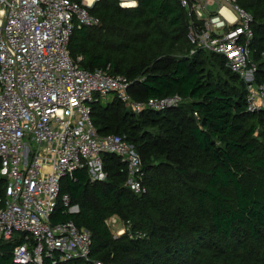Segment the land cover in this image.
Returning a JSON list of instances; mask_svg holds the SVG:
<instances>
[{
	"label": "trees",
	"instance_id": "obj_1",
	"mask_svg": "<svg viewBox=\"0 0 264 264\" xmlns=\"http://www.w3.org/2000/svg\"><path fill=\"white\" fill-rule=\"evenodd\" d=\"M238 1L253 17L251 57L264 83V0ZM90 11L100 24L76 26L69 45L81 67L126 76L136 100L178 94L183 101L140 113L116 95L92 104L99 132L125 134L140 154L147 190L126 185L125 162L114 154L103 155L104 181L87 168L65 177L62 193L79 210L59 203L52 221L87 228L92 248L88 260L42 264H264V111L247 110L246 82L225 56L190 54V16L179 0L130 8L104 0ZM114 216L126 225L120 235L107 222ZM16 242H0V264H19Z\"/></svg>",
	"mask_w": 264,
	"mask_h": 264
},
{
	"label": "built area",
	"instance_id": "obj_2",
	"mask_svg": "<svg viewBox=\"0 0 264 264\" xmlns=\"http://www.w3.org/2000/svg\"><path fill=\"white\" fill-rule=\"evenodd\" d=\"M101 1L0 0V242L17 241L15 263L89 259V230L52 217L59 203L67 212L79 210L71 195L62 193L65 177L87 168L93 180L106 179L103 155L125 162L126 185L146 192L134 145L125 134L100 133L93 121L92 104L99 96L113 93L136 113L163 111L183 101L178 94L136 100L126 76L111 73L109 66L88 70L73 59V30L100 24L90 9ZM117 1L130 8L140 0ZM179 2L190 16V54L204 49L225 56L227 66L247 84V110L263 112L264 83L257 81L258 62L251 57L252 15L238 0ZM224 7L232 19L222 13Z\"/></svg>",
	"mask_w": 264,
	"mask_h": 264
},
{
	"label": "rangeland",
	"instance_id": "obj_3",
	"mask_svg": "<svg viewBox=\"0 0 264 264\" xmlns=\"http://www.w3.org/2000/svg\"><path fill=\"white\" fill-rule=\"evenodd\" d=\"M217 8H218V5H212L209 7L210 10H214V11H216ZM206 54L210 55V58H211V61L213 63L214 68L216 67V65H219V62H220L219 58H216L211 53L204 51L203 55H206ZM260 61L263 62L264 58H262ZM113 96H114L113 93H108L106 95L99 96V98L101 100V103L106 105L112 101ZM107 222H108L110 229L112 230V232L115 235H120V234L124 233V231L126 230L125 223L121 219H119L118 217H113L112 219H109Z\"/></svg>",
	"mask_w": 264,
	"mask_h": 264
},
{
	"label": "crops",
	"instance_id": "obj_4",
	"mask_svg": "<svg viewBox=\"0 0 264 264\" xmlns=\"http://www.w3.org/2000/svg\"><path fill=\"white\" fill-rule=\"evenodd\" d=\"M212 6V5H211ZM222 13H224L227 17H229L230 19H232L234 17V15L229 11V9L227 7H224L222 9Z\"/></svg>",
	"mask_w": 264,
	"mask_h": 264
}]
</instances>
